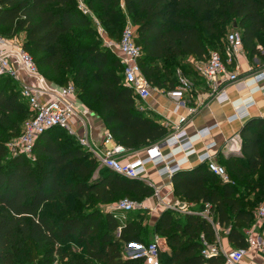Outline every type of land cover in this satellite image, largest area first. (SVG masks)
Returning a JSON list of instances; mask_svg holds the SVG:
<instances>
[{
  "label": "trees",
  "instance_id": "trees-1",
  "mask_svg": "<svg viewBox=\"0 0 264 264\" xmlns=\"http://www.w3.org/2000/svg\"><path fill=\"white\" fill-rule=\"evenodd\" d=\"M83 1L114 41L121 39L127 13L142 49L140 66L153 88L175 90L178 70L197 75L186 58L223 54L234 31L241 33L244 51L256 54L257 45L264 46V0ZM94 24L77 0H0V37L25 35L24 49L41 74L59 87L74 83L78 99L104 121L117 144L138 151L162 143L171 131L142 109L125 85L121 59L97 38ZM33 115L20 85L0 77V264H143L126 258L124 250L149 244L145 213H130L122 223L116 213L95 206L124 199L144 202L155 196L154 187L101 168L60 128L40 137L32 158L11 156L6 134L18 138ZM240 136L241 154L221 160L229 182L205 164L173 175L175 197L197 206L193 213L208 205L212 221L164 211L154 226L165 241L161 264H223L222 256L205 259L201 254L204 242L217 241V227L228 230L235 249L248 248L245 231L264 203V119L248 121ZM70 198L84 199L85 207L93 209L64 216L58 207Z\"/></svg>",
  "mask_w": 264,
  "mask_h": 264
},
{
  "label": "built area",
  "instance_id": "built-area-1",
  "mask_svg": "<svg viewBox=\"0 0 264 264\" xmlns=\"http://www.w3.org/2000/svg\"><path fill=\"white\" fill-rule=\"evenodd\" d=\"M81 11L85 15H90L89 9L80 4ZM96 24L99 22L96 20ZM101 26V25H100ZM104 32V30L102 29ZM101 38L109 49L113 44L108 40L107 33H101ZM117 49L122 55L124 66L125 85L133 90L134 94L141 101H146L152 97L154 88L143 74L139 60L142 55V49L136 43V28L132 23H128L117 43ZM243 39L238 31L229 34L224 53L212 51L203 59L190 57L189 65L203 79L209 89L208 101L203 102L206 109H210V102L217 103L223 112L233 110L232 116L226 117L227 122H234L248 115L249 109L256 105L257 99L253 98L248 102H232L226 86L232 84L238 92L248 89L246 78L239 73L238 59L243 54ZM232 66L235 71L228 73L227 66ZM179 85L176 90L169 93L172 99L184 101L187 95L192 93L193 84L180 71ZM0 77H9L18 82L21 86L23 99L34 112L23 129V133L7 144L11 156L24 155L28 158L33 157V152L40 137L53 128H60L73 136L81 147L91 153L97 160L101 168H106L114 173L122 175L128 179H141L148 184L147 180L148 166L152 165L158 170L161 178H172L173 175L185 169L182 162L183 158L194 150L195 139L183 130L187 123V117H181L175 131L172 132L162 143H156L147 150L145 159H137L132 162H124L123 158L129 154V150L122 145L115 144L113 148L108 149L105 144L103 149L95 148L89 140V118L90 112L87 107L78 99L77 90L74 84L65 87H59L48 81L38 69L33 57L24 49L23 43L19 38L4 39L0 37ZM27 77L34 80L33 85L21 83V79ZM254 83L264 82V72H253L250 75ZM264 96V95H263ZM209 104H206L208 103ZM192 115L199 112L197 107L190 109ZM220 120L212 117V122L197 132V140H202L210 135L219 127ZM84 132V134H81ZM107 140H112L110 133L107 134ZM168 150L163 152V148ZM214 145L207 146V151L198 157L200 164H205L208 170L219 177L224 183L229 182L230 178L227 170L218 164L210 154ZM230 152L241 154L243 140L240 135H236L230 141ZM156 195L159 191L156 190ZM166 210H173L182 213H193L186 206H173L162 201ZM147 210L145 202H137L130 199H124L114 204L110 212L123 216L126 213ZM122 214V215H120ZM202 216L211 221L209 206L200 213H193ZM120 219H125V217ZM260 227V228H259ZM257 231H260L257 233ZM205 241L204 236H201ZM247 249H236L229 252L223 250L216 241L212 245L204 242V248L201 251L205 259L212 257H224L223 264H241L248 253V249H257L264 251V203L261 204L255 213V223L247 235ZM163 253L162 243L158 237L148 245L141 246L134 244V248L129 251V259L142 261L143 264H161V254Z\"/></svg>",
  "mask_w": 264,
  "mask_h": 264
},
{
  "label": "crops",
  "instance_id": "crops-1",
  "mask_svg": "<svg viewBox=\"0 0 264 264\" xmlns=\"http://www.w3.org/2000/svg\"><path fill=\"white\" fill-rule=\"evenodd\" d=\"M235 24L237 25V23H234V25ZM107 38L113 44V48H111L110 50H112L116 54V56L122 60V55L118 51L116 46L117 43L114 40H111L108 35ZM257 50L258 52L256 54H250L244 51L238 59L239 73L242 75V77L246 78L248 89L242 92H238L232 84L226 86V90L232 102L239 104L241 102H248L251 99L258 97L256 105L249 109L248 115L243 117L242 119L236 120L234 122H227L224 119L225 116H232L234 114V111L229 109L226 112H223L221 107L217 105V103L210 102V109L207 110L205 105H202L203 102L205 103L208 101L209 89L205 81L198 75L189 76L180 70L178 71H180L184 76L191 80L193 84L192 93L187 95L184 101H178L172 99L169 96V93L174 90L169 91L158 88H154L152 97L150 99L146 101L140 100L142 109L155 114L160 122L166 128H168L171 133L175 131V128L177 127L179 119L181 117L188 118V121L184 125L183 130H185L189 136L195 139V147L194 150L187 155L188 157L183 158L182 160L186 170H192L195 167L201 165L198 161V157L199 155L207 151L206 147L209 145H214V147L209 152L215 161L221 163V160L223 158H226L225 156H231L232 154H234L229 151L230 141L236 135H240L245 124L250 120L264 119V82L256 84L250 77L253 72H264V46L258 44ZM189 60L190 57L186 58V64L191 68V70H193L191 65H189ZM233 71L235 70L232 66H227L228 73ZM21 83H25L26 85H33L34 80L23 77L21 79ZM206 104H209V102ZM193 107H197L199 109V112L196 115H192L190 112V109H192ZM87 109L90 112L88 131L91 145L95 148L98 147L101 150L103 149L104 144L108 149L113 148L116 142L113 139L107 140L106 136L110 132L107 129L104 121L92 110H90L89 108ZM213 116L217 117L218 120H220L219 127L209 137L202 140H197V132L204 128L207 123L212 122ZM81 134H84V132H81ZM149 148L138 151H130L129 154L123 158V161L128 163L137 159H145L147 157V150ZM163 152L167 153L168 150L164 147ZM146 178L150 181L149 184L154 187L155 191H159V195L155 194L157 201L155 199V196H153L144 202L147 207L146 213L149 215L148 224L150 226L151 235H155L160 239L163 246L162 248L164 250V239L159 237L154 231V226L156 225L164 211H166L165 207L162 205V201L173 206H186L189 211L198 209L195 205L189 206L185 203H181L175 197L172 178H161L158 175V170L154 166H148V173ZM181 204H184V206H181ZM195 213L200 212L195 211ZM176 214L183 216L188 213L176 212ZM120 217H125V219H121L122 223H125V221H127L128 219V216L126 215ZM210 219L212 221V218ZM253 226L245 231L246 239L248 232L253 228ZM216 231L217 242L223 250H225L226 252L236 250L228 240V230L217 227ZM259 232L260 231H257V233ZM133 248L134 245L131 244L125 247V251L129 252ZM241 264H264V251H259L257 249H248V253L242 260Z\"/></svg>",
  "mask_w": 264,
  "mask_h": 264
},
{
  "label": "rangeland",
  "instance_id": "rangeland-1",
  "mask_svg": "<svg viewBox=\"0 0 264 264\" xmlns=\"http://www.w3.org/2000/svg\"><path fill=\"white\" fill-rule=\"evenodd\" d=\"M77 1H78V4H79V7H80V4H84V5H85V3H84L83 0H77ZM85 6H86V5H85ZM89 11H90V10H89ZM90 13H91V14H90V17L93 19V21H94V23H95L94 26H95L96 29H97V35H98L97 38L99 39V37H100V40L102 41L103 45H105V43L103 42V39L101 38L100 35H101V33L104 34V32H106V31H105V29L102 27L101 23L99 22V20H98V18H97V15H96L93 11H90ZM124 13H125V15H126V20H125L124 22H122V26H121L120 30L123 29L128 23H132V21H131L130 17L127 15V13H126L125 11H124ZM96 20L99 22V25L96 24V22H95ZM100 25H101V26H100ZM102 29L104 30V32L102 31ZM24 36H25V35H21L20 38H19V37H16V38H19V39L22 41V43L24 44L25 41H26ZM70 39H72V35L68 36L67 38H64L63 42H68V41H70ZM115 42L118 43L119 41H115ZM177 77H178V83H179V74H178V72H177ZM17 84H19V83L17 82ZM73 84H74V83H73ZM74 85H75V84H74ZM20 87H21V86H20ZM75 88H76V87H75ZM26 122H27V120H25L24 124H22V126L20 127V130H19V136L23 133L24 125H25ZM6 135H7V138H8V140H6L7 143H9L12 139L16 138V137H12V139H9V136L11 135L10 132H8ZM218 164L226 168L224 162H221V163H218ZM155 199H156V196H155ZM145 201H146V200H145ZM156 201H157V199H156ZM113 206H114V205L111 204V205H103V206H97V205H96L95 207H99L100 210H101L103 213H106V212L111 211V209H112ZM83 208H85V210L87 211V210H91V209H93V206H87V207H85V200H84V199L70 198L69 201H68L67 203L59 204L58 210L61 211V212L64 214V216H65V215L68 216L70 210H75V211H77V212H80V210H82ZM143 212H144L145 215H146V216H145V224H147L148 221H149V215L146 213V212H147L146 210L143 211ZM130 213H133V212H130ZM130 213H126V214H124V215L129 216ZM120 215H122V214H120ZM155 237H156L155 235H151V236H150L151 240H150L149 244L153 241V239H154ZM149 244H148V245H149ZM148 245H144V246H148ZM162 247H163V246H162ZM131 250H132V249H131ZM128 253H129V252H127V251L124 250V255H125V257H128Z\"/></svg>",
  "mask_w": 264,
  "mask_h": 264
},
{
  "label": "water",
  "instance_id": "water-1",
  "mask_svg": "<svg viewBox=\"0 0 264 264\" xmlns=\"http://www.w3.org/2000/svg\"><path fill=\"white\" fill-rule=\"evenodd\" d=\"M237 27H238V26L235 24V25H234V29H237ZM181 206H184V204H181ZM133 245H134V244H133Z\"/></svg>",
  "mask_w": 264,
  "mask_h": 264
}]
</instances>
